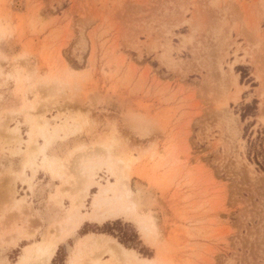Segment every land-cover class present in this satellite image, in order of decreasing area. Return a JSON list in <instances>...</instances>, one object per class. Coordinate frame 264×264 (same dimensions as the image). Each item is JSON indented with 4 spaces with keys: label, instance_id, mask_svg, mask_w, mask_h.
<instances>
[{
    "label": "rangeland",
    "instance_id": "rangeland-1",
    "mask_svg": "<svg viewBox=\"0 0 264 264\" xmlns=\"http://www.w3.org/2000/svg\"><path fill=\"white\" fill-rule=\"evenodd\" d=\"M0 161V264H264V0H0Z\"/></svg>",
    "mask_w": 264,
    "mask_h": 264
},
{
    "label": "bare ground",
    "instance_id": "bare-ground-1",
    "mask_svg": "<svg viewBox=\"0 0 264 264\" xmlns=\"http://www.w3.org/2000/svg\"><path fill=\"white\" fill-rule=\"evenodd\" d=\"M136 186H139L138 184ZM141 186V185H140ZM142 187V186H141ZM139 191V199L136 201L133 197V194L129 188L123 189L122 187L119 188L117 193L114 196H108L102 198L101 195H97V198L95 197L94 203L98 204L100 202V199H106V198H114V201L120 200L125 202L123 204V207L125 208L124 210L129 212V213H138V209L143 210L146 209L148 210L147 216H140V226L143 228L144 233L148 234L150 232V227L149 225L152 224L153 226V221L155 220L156 216L153 212V207L157 204V201L155 200V196H153V193L150 190H144L143 188L141 189L140 187H137ZM146 189V187H144ZM148 189V188H147ZM106 190V188H103V191ZM87 191V186L84 187V194H86ZM122 202V203H123ZM122 203H120L122 205ZM158 205V204H157ZM156 213V212H155ZM139 219V218H137ZM149 222V225L146 223ZM79 225L78 223L73 224L71 227H68L66 229H63L59 235L57 236H52L48 241L46 242H36L34 245V250L36 252V264H47L52 256L54 255L57 246L59 245V242L66 237L68 234H70L75 228H77ZM65 228V227H64ZM56 235V234H55ZM93 234L89 233L87 235L86 239L89 238V236H92ZM95 236V235H94ZM103 242L106 245V249L114 254L117 258L119 259H129L130 261H150V258H138L136 255V252L134 249L127 248L120 244L117 240L113 238H109L104 235H98Z\"/></svg>",
    "mask_w": 264,
    "mask_h": 264
},
{
    "label": "trees",
    "instance_id": "trees-1",
    "mask_svg": "<svg viewBox=\"0 0 264 264\" xmlns=\"http://www.w3.org/2000/svg\"><path fill=\"white\" fill-rule=\"evenodd\" d=\"M262 169H263V168H262ZM263 170H264V169H263ZM100 232H101V233H108V234L114 236L115 238L118 239V241H119L121 244H123V245L126 246V247H129V248H135V246H134L133 244H129V245H127L126 240L122 239V237H120L119 235L113 233V232L110 231V230H105V229H104V230H101ZM127 240H128V239H127Z\"/></svg>",
    "mask_w": 264,
    "mask_h": 264
},
{
    "label": "crops",
    "instance_id": "crops-1",
    "mask_svg": "<svg viewBox=\"0 0 264 264\" xmlns=\"http://www.w3.org/2000/svg\"><path fill=\"white\" fill-rule=\"evenodd\" d=\"M26 158H27V155H25L24 158H23V160L20 162L19 165H21V168H20V166L18 165L19 168H18V167H17V168L20 169L19 171H21V170H23V169L25 170L26 168H28V167H25V168L23 167V164H24V161L26 160ZM1 162H3V161H0V164H1ZM5 163H6V162H5ZM14 163H15V162H14ZM5 165H6V164H5ZM1 166H3V165H1ZM14 166H15V164H14ZM25 171H27V170H25ZM0 173H1V172H0ZM27 174H29L28 171H27ZM29 200L31 201V204H32V203H33V200L30 198L29 194H27V200H26V201L29 202ZM31 209H32V210L35 209L34 205L31 207ZM38 242H39V241H38ZM71 259H72V258H71ZM71 259H70V260H71Z\"/></svg>",
    "mask_w": 264,
    "mask_h": 264
}]
</instances>
